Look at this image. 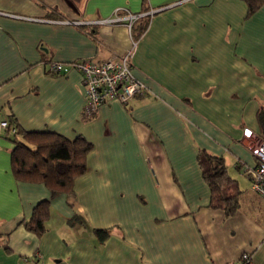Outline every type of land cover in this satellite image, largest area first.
Listing matches in <instances>:
<instances>
[{
  "label": "crops",
  "instance_id": "0c3cea01",
  "mask_svg": "<svg viewBox=\"0 0 264 264\" xmlns=\"http://www.w3.org/2000/svg\"><path fill=\"white\" fill-rule=\"evenodd\" d=\"M119 8L154 10L131 58L146 91L88 114L72 63L130 48L136 23L100 22ZM260 110L264 4L249 14L247 0H0V120L91 143L85 171L54 192L14 175V131L0 129V264H243L244 252L264 264L248 149L264 139ZM202 149L236 181L232 215L210 206ZM40 200L48 217L36 234L24 223Z\"/></svg>",
  "mask_w": 264,
  "mask_h": 264
},
{
  "label": "trees",
  "instance_id": "16d2710c",
  "mask_svg": "<svg viewBox=\"0 0 264 264\" xmlns=\"http://www.w3.org/2000/svg\"><path fill=\"white\" fill-rule=\"evenodd\" d=\"M247 4L248 13L251 14L264 4V0H247ZM148 23L149 15H144L132 24L131 30L134 25L137 29L133 33L135 39H139ZM259 117H264V111L260 110ZM7 122L3 129L7 133L11 129L14 131L10 137L13 142L10 154L14 175L21 180L41 181L54 192L60 188L69 191L74 179L86 169V154L91 143L79 135L69 139L54 131H24ZM197 160L210 189V206L221 208L226 215L235 213L240 190L236 181L229 176L224 159L202 149ZM47 217V200H40L24 224L30 231L41 234L46 228ZM95 233L104 239L108 230L97 228Z\"/></svg>",
  "mask_w": 264,
  "mask_h": 264
},
{
  "label": "built area",
  "instance_id": "2783aa9c",
  "mask_svg": "<svg viewBox=\"0 0 264 264\" xmlns=\"http://www.w3.org/2000/svg\"><path fill=\"white\" fill-rule=\"evenodd\" d=\"M121 12L123 15H121ZM153 9L147 12L134 13L127 8L116 10L114 18H107L100 22L126 21L129 31L135 20L144 14L152 15ZM131 46L118 56L96 62L89 59L75 61L72 66L81 72L84 87L86 107L85 112L93 113L100 105L115 99L123 104H128L134 97L143 94L146 86L138 80L131 70V58L135 52L138 39L131 37ZM51 69L55 72H66L67 66L63 63L55 62ZM7 120H0V129L6 127ZM251 130L247 127L243 129L244 136H248ZM248 149L255 156L257 163L251 173V188L264 197V139L254 143H248ZM242 263L251 262V254L244 252L241 255Z\"/></svg>",
  "mask_w": 264,
  "mask_h": 264
},
{
  "label": "rangeland",
  "instance_id": "374dc122",
  "mask_svg": "<svg viewBox=\"0 0 264 264\" xmlns=\"http://www.w3.org/2000/svg\"><path fill=\"white\" fill-rule=\"evenodd\" d=\"M121 15H123L122 12H121ZM144 15L146 16V15H148V14H144ZM144 15H143V16H144ZM137 20H138V19H137ZM137 20H135V21H137ZM135 21H134V22H135ZM105 22H106V21H104V22H102V23H105ZM111 22H112V21H111ZM111 58H112V57H111ZM105 60H106V59H105Z\"/></svg>",
  "mask_w": 264,
  "mask_h": 264
}]
</instances>
